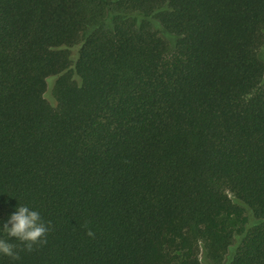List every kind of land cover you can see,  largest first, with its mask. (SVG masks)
<instances>
[{
	"label": "trees",
	"instance_id": "1",
	"mask_svg": "<svg viewBox=\"0 0 264 264\" xmlns=\"http://www.w3.org/2000/svg\"><path fill=\"white\" fill-rule=\"evenodd\" d=\"M263 34L264 0H0V223L50 225L0 264H264Z\"/></svg>",
	"mask_w": 264,
	"mask_h": 264
},
{
	"label": "clouds",
	"instance_id": "2",
	"mask_svg": "<svg viewBox=\"0 0 264 264\" xmlns=\"http://www.w3.org/2000/svg\"><path fill=\"white\" fill-rule=\"evenodd\" d=\"M49 228L36 209L24 204L15 206L7 219L0 223V256L18 260V251L12 240L21 242L26 250L31 251L37 242H45ZM5 234L9 239L4 238Z\"/></svg>",
	"mask_w": 264,
	"mask_h": 264
},
{
	"label": "rangeland",
	"instance_id": "3",
	"mask_svg": "<svg viewBox=\"0 0 264 264\" xmlns=\"http://www.w3.org/2000/svg\"><path fill=\"white\" fill-rule=\"evenodd\" d=\"M77 50H78V46H74L70 48V54L73 59H75L76 57ZM260 53L264 57V34H263L262 45L260 47ZM263 57L260 56L261 60L264 62ZM46 82L47 83H46V89L44 92V98L49 103L53 104L54 99L52 95V86H53L54 78H51V76H49L46 78ZM244 215L247 218L246 223H241L240 221L234 220V219L230 221V224H229L230 228H232L235 233H240V234L235 235V238L233 240L234 243L232 244L233 247H236L242 235H244L251 228V226L256 223V217L251 213V211L246 209L244 212ZM227 255L228 253L224 256L223 260L220 263H214L206 259H203V264H227V260H226Z\"/></svg>",
	"mask_w": 264,
	"mask_h": 264
}]
</instances>
